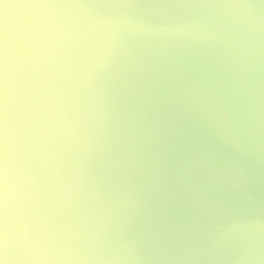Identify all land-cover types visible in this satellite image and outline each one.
I'll return each instance as SVG.
<instances>
[{
	"label": "water",
	"instance_id": "95a60500",
	"mask_svg": "<svg viewBox=\"0 0 264 264\" xmlns=\"http://www.w3.org/2000/svg\"><path fill=\"white\" fill-rule=\"evenodd\" d=\"M13 245L36 264H264V0H0ZM228 125L230 143L209 129Z\"/></svg>",
	"mask_w": 264,
	"mask_h": 264
},
{
	"label": "clouds",
	"instance_id": "9594fccd",
	"mask_svg": "<svg viewBox=\"0 0 264 264\" xmlns=\"http://www.w3.org/2000/svg\"><path fill=\"white\" fill-rule=\"evenodd\" d=\"M214 135L230 143H236V138L229 131L228 125L222 129H209ZM222 239L225 243H238L245 246V256L250 259L259 258L264 254V223L247 224L234 223L224 230ZM39 241L28 236H21L16 245L23 254L22 264H36L38 259ZM10 246L6 244L5 253Z\"/></svg>",
	"mask_w": 264,
	"mask_h": 264
},
{
	"label": "snow or ice",
	"instance_id": "6c2138e0",
	"mask_svg": "<svg viewBox=\"0 0 264 264\" xmlns=\"http://www.w3.org/2000/svg\"><path fill=\"white\" fill-rule=\"evenodd\" d=\"M51 0H18L24 5L45 4ZM6 21L0 19V257L5 252L6 244L13 245V237L10 234L5 198V174H4V99L6 79ZM2 264V261H0Z\"/></svg>",
	"mask_w": 264,
	"mask_h": 264
}]
</instances>
